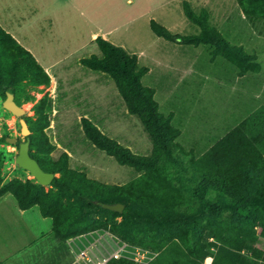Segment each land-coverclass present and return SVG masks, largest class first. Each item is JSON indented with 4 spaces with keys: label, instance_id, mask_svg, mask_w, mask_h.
Instances as JSON below:
<instances>
[{
    "label": "rangeland",
    "instance_id": "obj_1",
    "mask_svg": "<svg viewBox=\"0 0 264 264\" xmlns=\"http://www.w3.org/2000/svg\"><path fill=\"white\" fill-rule=\"evenodd\" d=\"M10 5L20 13L30 11L31 7H40L41 12L36 13L35 21L44 25L45 35L41 41L23 44L32 46L41 64L64 60L70 65L74 58L65 60L64 56L75 49H78L77 56L84 58L95 54L90 53L93 49L101 53L97 45L91 43V34L99 27L113 30L111 43L127 52H135L138 57L144 52L152 53L156 43L162 41L169 53L177 58L175 66L186 73L183 71L172 78L166 75L168 79L163 83L173 87L164 92L160 86L163 83L155 81V70L150 71L156 64L152 60L138 58L139 66L149 69L142 84L153 90L155 85L159 87L155 100L159 112L179 131L175 141L177 157L185 165L189 177L193 178L192 173L198 176L197 171L202 166L206 173L208 183L204 189L212 192L208 193L209 197L201 194L204 199L193 198L198 201L195 209L198 211L203 201L209 198L240 205L253 202L259 196L258 190L264 195V145L261 144L264 141V118L261 121L258 118L260 111L264 116V35H260L246 19L237 0H27L26 3L15 0ZM31 20L32 13L24 16L22 23L25 28ZM152 20L173 34L168 43L153 33L150 28ZM73 29L78 37L75 41L69 39ZM23 36L29 37L28 31ZM19 48L20 45L15 43L8 49L17 56ZM75 63L71 64L72 70L82 83L109 81L108 91L114 96H110L114 104L107 113L97 116L99 121L95 122L124 147L130 145L140 156H150L153 146L148 130L136 116L135 123L131 125L125 120L127 107L111 87L112 80L106 76L86 74L89 72L81 70L80 61ZM60 86L64 87V82H60ZM64 89L58 90L57 87L56 92L61 95L54 104L56 112L51 113L49 127L43 130L48 141L56 147L52 157L57 159L65 149H69L76 155L73 159L75 168L88 169L91 176L106 183L129 182L136 176L135 169L120 166L115 159L109 157L110 160L95 148L85 137L81 121L75 114V103L79 109L89 106L84 104L89 103L88 99L93 101L91 105L101 104V92L89 88L79 90L87 98L82 101V96H77L78 92L74 90L70 92L72 97L64 98V93H67ZM48 90L38 86L36 78L31 77L18 86L16 94L8 92L0 96V139H4L0 143V175L2 186L8 191H19L27 181L37 183L16 161L18 144L26 140L21 134L20 120L28 119L31 135L37 144H41L39 117L43 116V110L39 102ZM9 94L14 95L17 105L24 111L21 118L5 108L4 102ZM9 138H16L18 144L8 143ZM148 169L159 178L173 181L172 176L176 177L172 163L165 162L162 157L156 166ZM222 188L226 192H221ZM38 209L34 211L38 213ZM215 217L222 223L233 215L219 211ZM37 221L39 223L40 219L33 218L34 223ZM47 223L44 229H0V246L6 248L0 249V259L11 254L4 261H7L5 264H13L22 255V252L15 254L14 251L24 242L26 250L29 242L38 235L42 243L37 247L43 245L49 251L54 247L51 257L61 252L66 254V246L57 240L53 229H47L51 228L52 221L49 219ZM256 229L259 238L256 246L264 250V238L260 228ZM84 235L87 237L80 241L83 244L101 239L103 244H99V249L103 253L118 249V241L125 244L121 240H111L110 236L114 235L103 230ZM205 262L211 263L208 259Z\"/></svg>",
    "mask_w": 264,
    "mask_h": 264
},
{
    "label": "trees",
    "instance_id": "obj_2",
    "mask_svg": "<svg viewBox=\"0 0 264 264\" xmlns=\"http://www.w3.org/2000/svg\"><path fill=\"white\" fill-rule=\"evenodd\" d=\"M237 1L253 28L264 35V0ZM150 28L156 36L167 41L172 39L173 34L156 21H151ZM15 43L11 35L0 29V96L8 92L16 94L18 86L31 77L36 78L38 86L50 82L31 52L20 46L17 56L10 53L9 45ZM96 43L102 57L92 55L82 59L81 65L107 74L114 81L129 114L138 117L148 130L152 154H134L103 134L88 119L81 120L82 129L94 147L113 157L119 165L134 168L139 176L122 186L103 184L70 169L67 153L55 161L52 153L56 147L43 132L50 123L49 99L45 96L39 102L43 110V116L39 117L41 144L31 135L30 155L45 172L59 177H55L49 187L27 181L19 191L11 192L2 186L0 175V197L11 193L24 211L37 206L44 218L52 220L53 232L60 242L103 230L130 247L156 254L147 264H205L207 258L212 259L211 264H264V250L256 246L259 240L256 228H260L264 238V195L261 191L258 190L259 196L250 205L209 198L197 211L198 201L193 198L204 199L212 192L204 189L208 183L206 173L202 166L198 171L195 169L198 176L192 173L193 178H190L185 165L178 159L175 141L179 131L159 112L155 91L142 84L149 69L139 66L138 56L122 47L101 37ZM261 112L260 121L264 118ZM25 121L29 123L26 118ZM3 140L0 139V143ZM261 144L264 145V141ZM161 157L172 163L176 176H172L173 181L154 176L148 169L156 166ZM221 192L226 191L222 188ZM118 203L125 206L122 214L103 208L105 204ZM219 211H227L233 217L219 223L215 217ZM110 264L137 263L120 259Z\"/></svg>",
    "mask_w": 264,
    "mask_h": 264
},
{
    "label": "crops",
    "instance_id": "obj_3",
    "mask_svg": "<svg viewBox=\"0 0 264 264\" xmlns=\"http://www.w3.org/2000/svg\"><path fill=\"white\" fill-rule=\"evenodd\" d=\"M11 1H15V0H0V29H2L3 31H5L9 35H11V37L21 47H23L24 49L31 52V54L36 59L38 65L41 66V68L45 71V73L50 78L49 84L44 86V89L50 90V91L48 90L45 93V95L49 99V108H48V112H47L49 118H50L51 113H53V111L56 112V109L54 108V104L57 101V97H60V95H61V93L56 92L57 87H58V90H62L65 87L64 90L67 93H64V98L70 96L71 90H74L75 92H78L77 96H82V101H85L87 98L84 97L79 92V90L89 88V89L95 90L97 92L99 91L102 94V97H101L102 100L100 101L101 104L96 102V105H91V103L93 101L91 99H88L89 103H84V104H85V106L86 105H89V106H86L84 109H79V106H77L78 103H75L76 104L75 114L77 115L79 121H81L83 118L88 119L89 121L94 123L101 130V132L103 134L110 137V135L106 134L104 132V130L102 129V127L97 122H95L96 120L99 121L97 116H99L103 113H107L108 110L111 109V107L114 104L112 101L114 96L111 95V93L108 91L109 81L99 82L97 80H94V81H89V84H87V83H82L78 78L75 77V71L72 70L71 64L74 62L77 63L78 61L85 59L84 57L77 56L78 49L71 51L68 56L67 55L64 56V57H66L65 60H67L71 57L74 58V61L70 65L65 64L66 61H64V60H57L54 62H49V63L47 62L45 64H41L36 53L34 52L32 46H26L23 44L24 42L41 41L42 36L45 35L44 25H39L38 21H35V17H36L35 15H36V13H40L41 9H40V7H38L37 9L31 7L30 11H28L26 13L16 12V10H14L12 8V6L10 5ZM16 1H20V0H16ZM23 1L25 3L27 2V0H23ZM47 11H48V9H47ZM44 12L45 11H43L42 13H44ZM30 13H32L33 20H31L30 24H28V27L25 28L24 24L22 22L24 21V16L25 15L30 16ZM76 26H77V23L75 24V27ZM27 31H28L29 37H24L23 34H24V32H27ZM72 32H70L69 39L72 41H75L78 39V37H76L74 35L76 30L73 29ZM112 36H113V30L108 29V28H104V27H99L94 32H92V34H91L92 42L91 43L97 45L96 40L99 37H101L102 39H104L108 42H112L111 41ZM161 42L162 41H158L157 42L158 44L156 43V48L152 53L144 52V55H141V57H138V58H140L142 60H143V58L146 60H152L156 64V66L153 68V70H152V68H150V71L155 70V76H156L155 81L160 80L159 82L163 83V81H166L168 79V77L166 75H170V77L172 78L173 76H177V74H180L183 71H184V73H186V71L183 70L182 68L179 69L177 66H175L177 58H175V56L173 57V53L172 52L169 53V51L166 49L167 45H163ZM167 43H168V41H167ZM96 48L99 49L98 45ZM90 53H95L93 55H96L99 58L102 57V53H97V49H93L92 51H90ZM131 54H135V52H133ZM91 56H89V57H91ZM79 64H81V63H79ZM79 67H81L82 71H83V69L87 70V71H83V72H85V73L89 72L86 74H94L98 77L99 76L109 77L107 74H104L102 72L92 71L88 68L83 67L82 65ZM158 75L160 76L159 78H158ZM61 80H63V81H61ZM60 82H64V87L60 86ZM111 84H112L111 87H113L115 89L116 94L120 96L113 80H112ZM166 84L167 83L164 82L163 84L160 85V86H162L163 89H165L164 92L168 91L167 88L173 87L172 84L171 85H166ZM49 86H50V88H48ZM158 89H159V87L156 88V85H155L154 90H155V96L156 97L158 94ZM110 96H113V97H110ZM70 97H72V96H70ZM120 98L122 99L121 96H120ZM68 103L69 102H66V104H68ZM172 103L173 102H169V104H172ZM125 114L127 115V116H125V120L128 121L129 125L135 123L134 122L135 116L129 114L127 109L125 110ZM126 131H129V130L126 128ZM126 148H129L134 154L139 155L138 152L132 146L128 145ZM100 152L106 154L103 151H100ZM64 153H67L69 156V168L70 169L77 171V172L85 173L89 179L98 181V182L103 183V184H111L108 182L107 183L104 182V180H101V179H98V178L91 176L88 169L86 170V169L81 168L79 170V169L75 168V166H73V159H74V156L76 157V155L73 154L72 152H70L69 149H65ZM60 156L57 159H55V158H53V159L55 161H57L60 158ZM145 156H148V155H145ZM109 157L110 156H108V158ZM111 158H113V157H111ZM126 167H128V166H126ZM129 168H131V167H129ZM131 169H134V168H131ZM135 173H136V176H134V178H132L130 181H132L133 179H135L136 177L139 176V174L136 171H135ZM129 182H127V183H129ZM127 183H125V184H127ZM125 184H117L116 183V184H111V185L122 186ZM35 208H38V207L35 206V207H33L29 210H25V211L21 210L19 205H18L16 198L11 193H6L2 197H0V229H4V230H7V229H44V224L45 225L48 224L47 222H48L49 218H44L40 212V209H38L39 210L38 213H37V211H34ZM35 217H37L38 220L40 219L39 223H38V221L36 223L33 222V218H35ZM31 221H32L33 225L31 224ZM47 229H53V223L51 224V228H47ZM25 243L26 242H24L21 246H19L17 248V250L14 251L15 254L22 252V255L18 256L16 261L13 262V264H45V263H48L49 261L59 257L63 253V252H61L60 254H54L51 257V255L53 254V252L55 250L54 247H52L50 251L46 250L43 245H41L42 247H37L42 243V239L40 238V235H38L35 239H33L32 242L31 241L29 242L28 245H30V246H28V248L26 250H24V247H26V246H24ZM62 243L66 246V249H68L69 245L72 244L71 239L68 240L67 242H62ZM0 249L5 250L6 248L4 245H2V246H0ZM58 250L59 249H57V251ZM9 255H11V254L5 255L4 257H2V259H0V261H4V259L6 257H8ZM207 259L210 260L212 263L211 258H207ZM6 262L7 261H4L0 264H5ZM205 264H207V263L205 262Z\"/></svg>",
    "mask_w": 264,
    "mask_h": 264
},
{
    "label": "built area",
    "instance_id": "obj_4",
    "mask_svg": "<svg viewBox=\"0 0 264 264\" xmlns=\"http://www.w3.org/2000/svg\"><path fill=\"white\" fill-rule=\"evenodd\" d=\"M86 237L87 235H83L71 239L72 244L69 245L66 254H62L45 264H110L112 261L120 259L131 260L137 264H147L156 257V254L146 250L121 244L114 236H110L111 240H117L118 242L114 241L119 245V248L103 253L99 249V244H103L101 239L96 240L95 243H93L94 241L88 244L80 242ZM103 247L105 248V245Z\"/></svg>",
    "mask_w": 264,
    "mask_h": 264
},
{
    "label": "water",
    "instance_id": "obj_5",
    "mask_svg": "<svg viewBox=\"0 0 264 264\" xmlns=\"http://www.w3.org/2000/svg\"><path fill=\"white\" fill-rule=\"evenodd\" d=\"M4 106L7 110H9L11 113L16 115L18 118L24 116V111L17 105L14 95L9 94L7 96V99L4 102ZM20 124H21V134L26 138V140L18 144L16 138L7 139V142L12 145L18 144L19 151L16 158L17 164L23 170L28 171L32 175V177L37 181L38 184L44 187H49L52 184L56 175L53 173L45 172L40 166V164L37 162V160L31 157L30 155L31 132L25 120L21 119ZM103 208L112 212L122 214L124 212L125 206L119 203L112 205L105 204L103 205Z\"/></svg>",
    "mask_w": 264,
    "mask_h": 264
}]
</instances>
